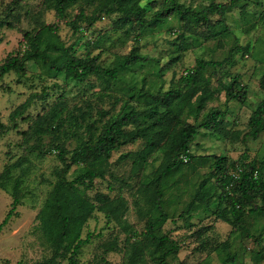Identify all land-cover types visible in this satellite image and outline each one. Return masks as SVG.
Returning a JSON list of instances; mask_svg holds the SVG:
<instances>
[{
	"label": "rangeland",
	"instance_id": "obj_1",
	"mask_svg": "<svg viewBox=\"0 0 264 264\" xmlns=\"http://www.w3.org/2000/svg\"><path fill=\"white\" fill-rule=\"evenodd\" d=\"M178 1L196 8L212 1L230 2ZM165 3L166 0H142L143 25H120L116 13L103 14L88 25L77 16L80 11L88 16L98 15L99 1L77 0L66 7L64 17H58L56 0H0V61L23 51L24 33L44 24L58 27L64 46V50L51 49L53 56L65 52L82 57L90 53L98 55L99 63L109 67L121 65L133 48L146 57L123 71L118 81L110 83L95 75L81 82L63 76L54 78L49 66L40 59L29 61L23 74L10 71L0 76V222L11 211L0 230V264H43L51 256V249L37 228L36 214L62 175L64 162L57 156L54 145L72 150L79 143L95 138L124 103L143 110L145 103L140 93L163 92L178 85L183 72L192 69L199 60L219 63L202 74L212 90L211 99L206 101L196 121L193 110L197 94L189 98L190 91H185L172 108L181 119L196 125L210 108L224 110L223 126L229 134L220 138L198 127L189 146L196 159L181 165L174 174L178 183L163 197L168 219L161 231L175 239L180 248L167 262L264 264V215L245 212L239 225L232 216L227 223L215 206L205 201L192 207L194 210L190 209L188 214L183 213L201 180L210 179L213 191L220 192L209 159L202 155L222 154L229 164H234L245 153L248 159L262 165L264 180V131L256 139L245 136L248 118L264 96L259 86L264 74V0H235L225 16L230 32L216 38L207 36L204 25L182 22L175 15L156 14ZM181 36L186 39V50L178 45ZM243 47L248 51L242 50ZM235 74L246 88L244 100H228L224 95L222 85ZM29 97V107L11 120L10 113ZM54 109L62 112L64 123L52 130L37 131L36 123ZM143 145L139 139L113 151L104 164V177L94 179L93 187L85 191L96 205L121 198L124 208L116 218L94 211L83 228L82 236L90 233L91 239L79 252L80 264H160L153 259L150 246L140 234L146 217L135 199L142 180L162 164L163 152L160 148L154 151L139 169L134 160ZM77 174L76 166L72 165L65 177L72 179ZM254 206L264 207V197L252 195L246 209ZM109 244L115 246L114 250H106ZM135 252L139 256L128 259Z\"/></svg>",
	"mask_w": 264,
	"mask_h": 264
},
{
	"label": "trees",
	"instance_id": "obj_2",
	"mask_svg": "<svg viewBox=\"0 0 264 264\" xmlns=\"http://www.w3.org/2000/svg\"><path fill=\"white\" fill-rule=\"evenodd\" d=\"M77 0H56L57 16L64 17L66 7ZM99 1V14L96 16L85 15L79 12L77 18L84 20L85 24H92L99 20L100 16L118 15L116 22L120 25L136 23L143 25L145 19L142 0H87ZM235 0L229 3L210 2L207 5L196 8L180 3L178 0H166L165 6L158 11V15H175L180 21L194 25H204L207 36L216 38L230 32L225 16L229 7L234 6ZM214 17H216L214 19ZM74 23V22H72ZM82 29V28H80ZM180 48L186 50V39L181 36ZM25 48L16 54L7 55L0 61V76L10 71L20 75L26 71L29 61L40 59L47 64L54 73V78L63 76V79L84 81L88 76L95 75L102 78L106 83L118 81L122 72L130 69L137 63L146 60L136 48L124 56V62L119 66H103L98 61V55L86 54L84 56L51 55L52 50H64L62 41L58 35V27L54 24H44L33 31H26L23 35ZM54 40V41H52ZM52 49V50H51ZM242 50L248 51L247 47ZM238 51V50H237ZM219 63L212 61H197L192 69L183 72L179 78V84L169 87L161 92H142L144 100L143 110L137 109L136 105L124 103L120 111L110 117L99 130L95 138L79 143L72 150H65L60 145H54L58 150L57 156L64 162L62 175L52 186L43 205L36 214L37 228L41 236L51 249V256L43 264H59L65 261L67 264H80L79 252L89 243L91 234L86 233L83 237V228L95 210L101 211L107 218H116L124 208L123 199L119 198L100 205L93 203L85 194L86 190L93 187L96 178L104 177V164L110 159L113 151L128 144L143 140L142 149L136 153L135 167L143 168L147 159L159 148L163 152L162 164L155 169L151 176L142 180L141 188L135 204L144 209L146 220L140 234L143 240L150 246L153 259L160 264H168L167 258L175 255L180 248L179 243L167 233L161 231L162 224L168 219L164 212L163 197L166 191H170L178 181L173 178L174 174L183 164H189L196 159L189 149L190 143L197 134L198 127L204 128L212 135L226 138L228 130L223 126L226 111L219 108H210L203 119L196 125L179 117L172 106L182 97L185 91H190L188 97L197 94L194 106V119L206 101L211 99L212 90L207 87L206 79L202 76L209 66ZM203 81L198 84V82ZM264 92V74L259 83ZM224 95L228 100H244L246 88L239 83L237 74L230 77L227 84L222 85ZM131 96V95H130ZM40 95V98H43ZM30 105V97L18 105L11 113L10 119L15 120L21 116ZM56 122V125H53ZM64 123L62 112L52 110L48 116L39 120L35 128L39 132L52 130ZM45 124V127H43ZM248 131L245 136L256 139L264 131V96L252 110L248 121ZM131 125H134L131 127ZM1 126V125H0ZM68 154V158L65 156ZM127 155H121V158ZM183 157L187 160L184 161ZM209 159V168L212 169L220 192L217 194L212 189L210 179L199 182L183 213L188 214L190 209L205 201L215 206L223 221L229 223L230 216L238 225L245 212L264 215L263 206L246 207L250 204L251 196L264 197V180L261 175V164L254 159H248L242 153L236 163L229 164L225 155H202ZM72 165L76 166L78 174L67 179L65 174ZM18 183L14 184V190L18 189ZM16 198L13 204L16 203ZM142 204V205H140ZM11 211L0 222V230L7 222ZM233 221V222H234ZM115 246L109 244L107 251L114 250ZM130 256V255H129ZM139 256L135 252L128 259ZM224 264H228L225 262Z\"/></svg>",
	"mask_w": 264,
	"mask_h": 264
},
{
	"label": "built area",
	"instance_id": "obj_3",
	"mask_svg": "<svg viewBox=\"0 0 264 264\" xmlns=\"http://www.w3.org/2000/svg\"><path fill=\"white\" fill-rule=\"evenodd\" d=\"M183 160H184V161H186V160H187V158H186V157H183Z\"/></svg>",
	"mask_w": 264,
	"mask_h": 264
}]
</instances>
